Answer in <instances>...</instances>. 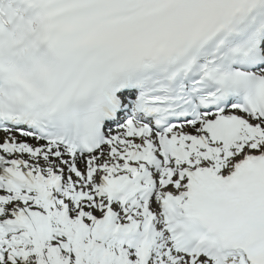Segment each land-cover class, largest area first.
I'll return each instance as SVG.
<instances>
[{
  "label": "snow or ice",
  "instance_id": "6c2138e0",
  "mask_svg": "<svg viewBox=\"0 0 264 264\" xmlns=\"http://www.w3.org/2000/svg\"><path fill=\"white\" fill-rule=\"evenodd\" d=\"M0 264H264V0H0Z\"/></svg>",
  "mask_w": 264,
  "mask_h": 264
}]
</instances>
